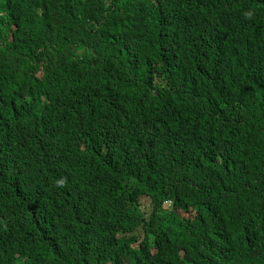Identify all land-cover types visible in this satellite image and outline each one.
I'll return each mask as SVG.
<instances>
[{
  "label": "trees",
  "instance_id": "1",
  "mask_svg": "<svg viewBox=\"0 0 264 264\" xmlns=\"http://www.w3.org/2000/svg\"><path fill=\"white\" fill-rule=\"evenodd\" d=\"M0 157V264H264V0H0Z\"/></svg>",
  "mask_w": 264,
  "mask_h": 264
},
{
  "label": "clouds",
  "instance_id": "2",
  "mask_svg": "<svg viewBox=\"0 0 264 264\" xmlns=\"http://www.w3.org/2000/svg\"><path fill=\"white\" fill-rule=\"evenodd\" d=\"M25 166H26V163L23 161H20L18 164L14 165V168L18 169L19 167H25ZM7 167H8V163L5 162L2 157H0V171L6 169ZM21 177H22L21 172H18L17 174L16 172H14L13 178L10 182L12 186L8 187V190H7L8 202L5 206L6 209H8V206L12 204L16 195L23 191V186L20 183Z\"/></svg>",
  "mask_w": 264,
  "mask_h": 264
}]
</instances>
